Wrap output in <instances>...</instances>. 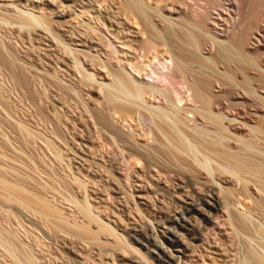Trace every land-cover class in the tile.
I'll list each match as a JSON object with an SVG mask.
<instances>
[{"label":"bare ground","instance_id":"1","mask_svg":"<svg viewBox=\"0 0 264 264\" xmlns=\"http://www.w3.org/2000/svg\"><path fill=\"white\" fill-rule=\"evenodd\" d=\"M60 3V7L72 8L78 20L76 25L62 23L63 33L50 21L16 4L0 8L3 33L0 34L6 36L0 35V67L9 70L12 82L21 79L23 83L12 55L14 50L7 42L14 39L25 42L26 36L34 34L41 40L36 50L44 47L43 54L50 58H43L42 64L30 60L34 65L29 69L34 68L33 74L44 80L48 76L46 81L50 82L52 75L56 77L54 68L60 62L58 65L66 71L74 66L75 74L71 72L70 76L74 77L71 78L79 92L86 91L88 95L92 85L97 86L101 102L92 116L94 120L91 119L98 127L95 133L100 144L111 150L115 147L118 151L115 153L119 154L112 155H118L117 158H109L105 153L107 159L103 161L101 155V163L86 160L89 155L84 151L80 159L86 164L84 169L92 170L93 174L92 179L86 174L85 177L94 181L96 187L94 184V190L92 187L89 190L83 182L84 171H77L83 180L74 176L78 177L74 179L80 193L76 191L74 198L70 196L72 200L67 199L72 201L78 218L68 220L48 201L30 198L32 194L28 196L23 188L22 191L1 180L8 193L0 198L8 203L17 198L18 205L30 208L55 228L74 234L75 238L83 235L96 247L109 246L120 253V259H127L123 254L129 252L150 264L96 213L95 202L102 200L107 190L120 197L131 191L133 183L148 185V177L155 182L164 178L186 186L200 185L205 197L224 205L231 225L244 234L246 256L242 264H264V0H60ZM116 10L139 31L142 39L138 43L117 46L120 24L113 16ZM24 32L28 33L25 39ZM33 39L27 41L34 44ZM29 53L36 56L34 50ZM60 53L65 56L61 55L64 61L58 57L60 60L53 63L51 57ZM102 55L108 59L103 60ZM91 64L101 66L107 80H99L88 69ZM53 69L55 74L51 75ZM25 77L29 83L30 78ZM77 89L73 95L78 94ZM160 159H165L166 164ZM108 164L114 171L107 168ZM112 171L129 182L127 190L125 182ZM110 173L113 176L109 177ZM134 193L147 203L145 185L134 189ZM146 203L141 201L133 208L142 213L140 206L152 209ZM190 206L198 211V200H192ZM161 210L166 213V209ZM102 234L112 242L100 240ZM34 258L25 260L27 264H35Z\"/></svg>","mask_w":264,"mask_h":264},{"label":"rangeland","instance_id":"2","mask_svg":"<svg viewBox=\"0 0 264 264\" xmlns=\"http://www.w3.org/2000/svg\"><path fill=\"white\" fill-rule=\"evenodd\" d=\"M107 3L114 5L111 1ZM9 4H16L19 8L50 21L56 26L59 33H63L62 23L76 25L78 21L76 16L72 14L74 12L72 8L60 7V0H0V8L2 9ZM77 12H81V8H77ZM113 16L120 24L119 32L116 35L119 39H115L118 47L122 48V43L136 44L142 39L139 31L129 23L122 12L116 10ZM24 33L23 38L28 35L27 32ZM32 35L26 36V38H28V41L35 38V40L33 39L34 44H31L33 43L32 40L31 43L27 40L24 42L23 39H20L19 42L15 41L14 37H12L14 42L5 40L11 44L9 47L12 51L14 50L12 55L19 67L17 73L20 71L19 74L23 75L22 79L25 80L26 78V83H24V80L23 83H20L19 80L21 79L18 80L19 82L17 80L12 82L9 70L0 67V180L5 181L10 186L18 187L20 190L23 188L24 193L26 192L28 196L32 194L30 198L33 196L38 199L41 198L42 201H48L59 208L65 218L71 220L73 216L75 218L79 217H76L77 213L74 214L76 211L72 207V201H69L74 198L73 193L76 191V193H80L78 185L76 188L78 177L81 181L85 180L83 182L86 185L88 184L87 188L89 190H94L96 187L94 181L93 183L90 181L93 176L92 173L90 174L92 170L84 169L86 164L84 165L80 159L84 151H87V155L90 157L87 156L86 160L90 159L98 162L102 158L101 155L103 156L105 153V156H109V158L119 153H115L118 152L115 151V147L111 150L109 147L104 146L102 142L101 145L100 140L97 138L98 127H95L97 125L92 121L94 120L92 116H94L101 102L99 89L97 86L92 85L93 90L88 95L86 91L79 92L75 81H73L74 79H72L74 77L70 76L72 73L75 74L74 66H69L66 71L58 65L60 63L58 57L65 58L63 54L60 53V56L51 57L54 59L53 63L58 62L56 68L59 67L60 69L54 68L56 77L52 75L55 74L54 69V73L51 71L52 78L50 77V82L46 81L49 78L48 76L45 80L38 75L37 78L32 72L34 68L29 69L33 67L34 61L42 64L43 58H50L45 55L47 53L43 54L44 47L36 50V48H40L41 43L39 44V42L41 40L34 34ZM17 36L22 35L17 34ZM109 37L114 39V36H111L110 33ZM3 38H6V36ZM37 39L38 42H36ZM31 46H33L32 49ZM32 50H34L36 56L29 53ZM27 52L33 56L30 55L28 58ZM41 52L42 54H40ZM24 53H27L26 57ZM37 54L39 55L37 56ZM57 59L58 61H56ZM102 59L107 60L108 57L102 55ZM63 61L64 59L61 60V62ZM21 62L22 64H20ZM88 69L99 80H107L106 71L101 66L91 64ZM22 71L24 74H22ZM58 71L59 78L57 77ZM67 72H69V75ZM33 75L34 77H32ZM25 76L30 78L29 83L32 80L35 82L29 84L27 81L29 79ZM52 80L54 83H52ZM24 84L27 85L24 86ZM76 89L75 94L77 92L78 94L73 95ZM75 96L77 97L75 98ZM75 103H77V108ZM51 136H54V139ZM99 144L101 150H98ZM93 146H97L98 151L95 152ZM102 146L106 147L108 152ZM53 147H56L55 150ZM61 148L62 150L58 151ZM56 155L59 156V159L55 157ZM105 156H103L104 159L102 158L103 161L107 159ZM117 156H112V158H117ZM164 161L165 159H160L161 163H165ZM74 167L77 169H74ZM107 168L113 170L109 164ZM69 169L76 170V172L74 173ZM77 171L83 172L81 173L83 174L82 178L86 174L91 179L87 180L85 177L86 179L82 180ZM86 171L89 172V176ZM113 171L114 176H118L125 182V190H127L129 182H126L124 177ZM112 174L110 173L108 176L111 177ZM75 175H78V177H74ZM180 179L183 182L185 181L184 178ZM146 181L148 185L143 184L147 190L145 194L147 203L142 199H138L134 193V189H139V186L144 185L133 183L131 191L125 192L124 195L119 197L111 190H107L103 192L102 200H97V203L94 204L98 207L96 213L101 215L103 220L106 219L105 221L117 230L118 235L127 241L130 247L138 250L150 264H242L246 256L245 236L231 225L226 208L222 203H216L204 196V187L194 186V184L186 186L184 183L169 182L164 178L155 182L148 177ZM71 190L72 193H70ZM7 193L8 191L0 183V195ZM129 193L134 194V197L129 196ZM64 197L66 199L67 197L70 198L67 199L69 203ZM16 200L17 198H13L8 203V201H3L2 197L0 198V264H27L25 259H28V257L34 258V256L36 257V259L34 258L35 264H148L145 259L137 254L128 252L123 254L128 257L127 259H120V253L109 246L107 248L96 247L83 235H79L81 239L77 235H75V238L74 234L72 236L63 229L55 228L50 221L48 222L47 219H43L44 217L42 218L33 211L31 212L30 208L25 209L26 206L22 205V207L20 203L18 205ZM192 200H198V211L191 209ZM141 201L148 204L155 211L140 206L143 213L138 212L133 207ZM204 201H207L209 205ZM121 204L123 205L120 206ZM161 209H166V213H161ZM106 239L112 242L106 235L102 234L100 236V240L106 241Z\"/></svg>","mask_w":264,"mask_h":264}]
</instances>
